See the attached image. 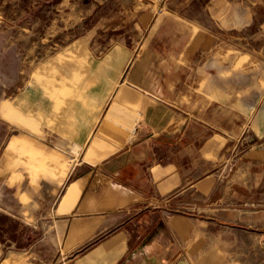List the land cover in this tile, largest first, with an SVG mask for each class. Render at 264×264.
I'll return each mask as SVG.
<instances>
[{
  "label": "crops",
  "instance_id": "0c3cea01",
  "mask_svg": "<svg viewBox=\"0 0 264 264\" xmlns=\"http://www.w3.org/2000/svg\"><path fill=\"white\" fill-rule=\"evenodd\" d=\"M169 3L139 51L90 26L11 69L0 192L43 232L0 264H242L258 212L227 206L220 164L264 156V0Z\"/></svg>",
  "mask_w": 264,
  "mask_h": 264
},
{
  "label": "rangeland",
  "instance_id": "374dc122",
  "mask_svg": "<svg viewBox=\"0 0 264 264\" xmlns=\"http://www.w3.org/2000/svg\"><path fill=\"white\" fill-rule=\"evenodd\" d=\"M169 1L0 0V99L9 87L12 68L14 75L24 76L56 51L58 43L73 40L75 34L90 26H98V40H124L139 51L155 17L173 8ZM11 132L9 122L3 120L2 149ZM253 148L250 141H241L220 164L227 206L258 212L257 240L254 235L242 234V264H264V156L254 157ZM3 182L10 185L8 180ZM20 200L16 206L8 191L0 192V242L4 250L22 249L43 232L38 216L26 211ZM26 219L32 223L27 224Z\"/></svg>",
  "mask_w": 264,
  "mask_h": 264
}]
</instances>
